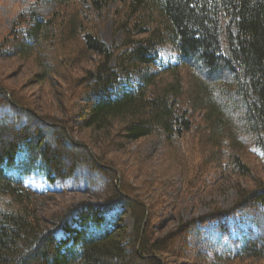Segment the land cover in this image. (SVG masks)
Returning <instances> with one entry per match:
<instances>
[{
	"label": "trees",
	"instance_id": "1",
	"mask_svg": "<svg viewBox=\"0 0 264 264\" xmlns=\"http://www.w3.org/2000/svg\"><path fill=\"white\" fill-rule=\"evenodd\" d=\"M113 1L121 42L103 40L84 0H34L0 34V197L18 205L0 208V264H264V177L247 163L254 149L264 158V0L92 3ZM18 69L28 86L55 91L70 117L40 110L10 82ZM153 136L187 192L239 178L230 206L212 202L187 220L173 175L145 156L130 168L107 157ZM35 173L52 184L86 174L110 188L44 225L25 188ZM210 228L216 241L201 238Z\"/></svg>",
	"mask_w": 264,
	"mask_h": 264
},
{
	"label": "rangeland",
	"instance_id": "2",
	"mask_svg": "<svg viewBox=\"0 0 264 264\" xmlns=\"http://www.w3.org/2000/svg\"><path fill=\"white\" fill-rule=\"evenodd\" d=\"M84 1L94 11V17L100 25V33L103 40L107 44L121 42L123 39V30L119 31L116 35L113 30V15L116 2L113 1L110 4H106L102 9L96 10L92 3L93 0ZM32 2H34V0H0V34L5 28L11 25V22L19 13L28 9ZM164 55L166 59L176 61L177 52L172 48H168ZM6 71L11 72L13 70ZM10 77V82L24 84V91L38 100L40 110H44L64 119L70 117L69 107L66 102L60 100V96H56L54 93L55 91L48 96L47 90H39L40 84L30 83L28 86L27 83H24V79L27 77L25 69L16 70ZM85 137L86 134L84 132L78 131L76 134V139L82 141L84 139L85 141ZM95 150L100 154L104 152L102 147L96 148ZM112 150L113 148L110 153H108L107 157L117 158L114 163H117L121 167L130 168L134 165V159L145 156L150 158L155 169L159 168L162 172L167 173L169 171L178 170L175 164L172 165L171 170L167 160L173 161L171 159L172 153L165 144V141L158 136L127 144L125 147L123 146L116 150L113 154ZM253 152L254 155L252 153L247 154L249 159L247 163L249 164L250 171L255 177H264V158L262 152L258 149H254ZM169 174L173 175L172 180L177 187L178 195L173 198L179 201L177 207L179 209L177 210H180L183 217L187 220L207 213L209 211V204L212 202L218 204L220 207L228 208L237 196L234 187L240 180L237 177L224 174L223 176H219V178L211 180L206 179L205 182H201L196 187H194L195 184H192L191 191L187 192L181 176L178 175V173L169 172ZM130 182L134 186L139 184L136 179ZM242 182L243 179L241 180V183ZM107 183L106 180L100 177L94 179L93 176L80 174L75 180H67L66 182L52 184L43 176L35 173L27 178L25 188L30 191V201L36 207V212L42 218L43 224L51 226L53 216L61 212L64 207L68 206L70 203L84 200H102L101 197L106 194L107 188H110V186H106ZM5 206L18 207L15 202L9 199V196H1L0 208H5ZM160 212L159 216H161L160 218L164 221H167L171 216V213ZM124 223L128 226L132 225V219L129 213L124 214ZM212 236H214L213 240L216 241L219 237V233L214 232L210 228L207 232L202 234L201 238L206 240Z\"/></svg>",
	"mask_w": 264,
	"mask_h": 264
}]
</instances>
